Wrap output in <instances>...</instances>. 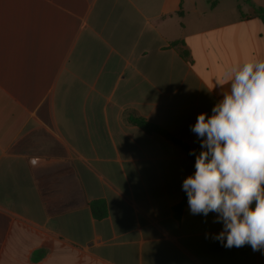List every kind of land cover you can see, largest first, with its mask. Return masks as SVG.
<instances>
[{"label":"crops","instance_id":"0c3cea01","mask_svg":"<svg viewBox=\"0 0 264 264\" xmlns=\"http://www.w3.org/2000/svg\"><path fill=\"white\" fill-rule=\"evenodd\" d=\"M211 1L0 0V264H264L176 217L196 157L129 120L200 153L225 69L264 60L254 8Z\"/></svg>","mask_w":264,"mask_h":264},{"label":"clouds","instance_id":"9594fccd","mask_svg":"<svg viewBox=\"0 0 264 264\" xmlns=\"http://www.w3.org/2000/svg\"><path fill=\"white\" fill-rule=\"evenodd\" d=\"M223 79V98L191 126L201 151L189 153L195 172L182 188L192 215L216 214L224 247L264 251V60L232 65Z\"/></svg>","mask_w":264,"mask_h":264},{"label":"trees","instance_id":"16d2710c","mask_svg":"<svg viewBox=\"0 0 264 264\" xmlns=\"http://www.w3.org/2000/svg\"><path fill=\"white\" fill-rule=\"evenodd\" d=\"M244 1L248 4H250L254 8L256 15L258 16V18L261 20L262 24L264 25V8L254 5L251 0H244ZM217 2H218V0H212L211 6H215ZM129 120L131 123L140 127L146 133H149V134L150 133H156V134H160V135L166 137L168 140H171L174 144H176L182 150H184L190 157H194V155L189 154L190 152H192V150L186 142L175 138L174 136H172L168 131H166L162 127L148 122L146 119L140 117L136 113H130L129 114ZM186 204H187V195L185 192L183 195L182 201L174 207V213H175L177 218H181ZM91 209H92V213L96 219H103L108 215L107 203L104 200L93 201L91 203Z\"/></svg>","mask_w":264,"mask_h":264},{"label":"built area","instance_id":"2783aa9c","mask_svg":"<svg viewBox=\"0 0 264 264\" xmlns=\"http://www.w3.org/2000/svg\"><path fill=\"white\" fill-rule=\"evenodd\" d=\"M36 160V159H35ZM35 160H33L35 162Z\"/></svg>","mask_w":264,"mask_h":264}]
</instances>
